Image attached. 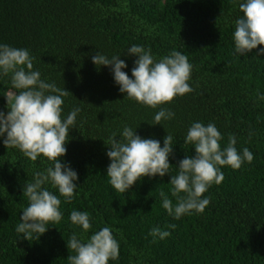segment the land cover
<instances>
[{"label": "trees", "instance_id": "1", "mask_svg": "<svg viewBox=\"0 0 264 264\" xmlns=\"http://www.w3.org/2000/svg\"><path fill=\"white\" fill-rule=\"evenodd\" d=\"M243 2L0 0V44L29 50L41 79L70 92L63 97L62 119L80 109L60 158L78 174L74 197L69 202L50 181L45 183L42 187L61 200L62 218L30 240L16 231L30 203L23 190L35 173L53 165L42 154L32 161L18 148H7L6 134L0 137V264H68V256L76 254L67 247L71 236L87 242L103 227H110L119 243V257L109 264H264V55H259L264 45L243 56L235 51V21ZM133 45L150 50L157 62L172 51L186 55L193 91L156 108L127 98L111 68H98L91 57L96 52L109 59L120 56L127 64L122 70L134 79L138 57L128 54ZM10 91L20 90L12 87L11 73L0 72L5 114ZM161 108L174 117L152 125ZM194 122L214 123L222 134L221 149L234 135L237 151L248 148L253 160L239 169L218 166L224 180L201 197L209 205L176 219L163 208L160 192L176 205L171 175L178 173L180 160L195 155L194 144L185 143ZM125 126L161 147L169 133L173 154L169 174L145 176L121 193L107 176L106 143L113 133L121 139ZM73 210L89 214L90 229L72 223ZM157 227L170 235H150Z\"/></svg>", "mask_w": 264, "mask_h": 264}, {"label": "clouds", "instance_id": "2", "mask_svg": "<svg viewBox=\"0 0 264 264\" xmlns=\"http://www.w3.org/2000/svg\"><path fill=\"white\" fill-rule=\"evenodd\" d=\"M239 9L242 16L235 21L233 39L236 53L243 56L259 45H264V0H245ZM128 54L138 57L132 68L134 79L122 70L127 64L120 56L109 59L96 52L91 57L98 68H111L120 92L125 93L127 98L156 108L173 101L178 95L193 91L188 83L192 65L181 52L172 51L158 62L150 50L146 51L138 45L131 46ZM259 55H264V48L259 50ZM33 59L27 49L0 44V72L3 75L11 73L12 87L20 90L18 93L10 91L6 95L10 110L7 114L0 111V137L6 134L3 143L7 148H18L32 161H36L42 154L53 165L44 172L35 173L34 182L24 187L23 196L30 203L23 210L22 222L17 225L16 231L23 233L27 240L31 239L33 233L41 236L48 230V223H58L62 218L59 210L61 200L42 186L50 181L54 188H58L59 194L70 202L77 189L74 181L78 180L77 172L70 164L61 163L60 158L67 153L65 145L69 141L70 128H75L80 109H73L62 119L63 97L70 92L66 88H57L54 83L43 81L41 73L33 70ZM174 115L170 110L161 108L155 114V124L152 125L161 124L162 120L172 119ZM116 135L113 133L110 144L105 142L109 148L107 156L111 160L107 176L116 191H128L145 176L164 177L170 173L172 135L168 133L164 138L163 147L156 139L141 138L136 130L128 126L124 127L121 139H117ZM221 140L222 134L214 123L205 125L194 122L190 126L185 143L194 144L195 155H187L180 160L178 173L171 175V195L176 197V205L173 206L165 192H160L162 206L169 215L180 219L192 211L202 213L210 200L201 197L213 183L218 185L224 180V174L218 166L239 169L245 161L250 163L253 160V154L248 148H244L242 154L237 151L234 135H229V143L223 149ZM70 219L85 231L91 228L87 212L73 210ZM169 227L175 228V225ZM150 235L164 239L170 232L157 227L153 228ZM67 247L76 253L68 256V264H109L110 259L116 260L119 257V243L110 227H103L91 235L87 242H82L73 234L67 241Z\"/></svg>", "mask_w": 264, "mask_h": 264}]
</instances>
